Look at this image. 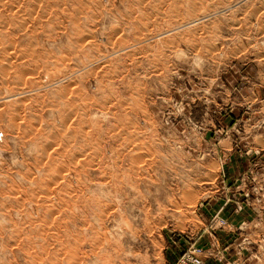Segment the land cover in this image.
Returning a JSON list of instances; mask_svg holds the SVG:
<instances>
[{"label": "rangeland", "instance_id": "374dc122", "mask_svg": "<svg viewBox=\"0 0 264 264\" xmlns=\"http://www.w3.org/2000/svg\"><path fill=\"white\" fill-rule=\"evenodd\" d=\"M0 264H264V0H0Z\"/></svg>", "mask_w": 264, "mask_h": 264}, {"label": "bare ground", "instance_id": "6f19581e", "mask_svg": "<svg viewBox=\"0 0 264 264\" xmlns=\"http://www.w3.org/2000/svg\"><path fill=\"white\" fill-rule=\"evenodd\" d=\"M22 24V23H21ZM195 24V23H194ZM82 85V84H81ZM84 108V107H83ZM81 125V124H80ZM87 139V138H86Z\"/></svg>", "mask_w": 264, "mask_h": 264}]
</instances>
